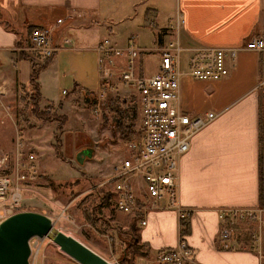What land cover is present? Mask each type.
Wrapping results in <instances>:
<instances>
[{
  "label": "crops",
  "instance_id": "1",
  "mask_svg": "<svg viewBox=\"0 0 264 264\" xmlns=\"http://www.w3.org/2000/svg\"><path fill=\"white\" fill-rule=\"evenodd\" d=\"M174 2L175 18L178 15L183 19L177 31L169 29L175 19H168L164 26L159 25L156 7L146 6L142 11H138L141 14L139 25L145 27L148 25L147 20L151 21V26H148L155 35L151 47L142 46V40H136L141 48L152 50L156 45L177 37L185 48L213 46L237 51L235 59L228 61L229 73L224 78L201 81L185 75L180 83L182 109L192 116L203 115L208 111L216 113L215 117L192 137L188 151L181 156L178 164L177 203L181 208L191 211L185 219L189 232L183 235V238L192 248L193 254L186 264H264L260 235L254 237L258 242L256 245L248 238L251 233H247L244 242L237 237L235 241L230 240L233 245L242 242L245 244L244 248L233 246L225 249L222 247L220 232L225 227H230L233 221L221 222L217 217L222 209L252 208L264 211V206H259L260 153L263 157L264 189V50L246 47L252 38L264 41V0ZM104 3L105 0H0V81L7 83V92H11L12 86L15 85H30L33 62L29 55H25L19 43L26 34V28L46 27L61 18L63 21L54 32L53 42L57 49L38 73L40 104L60 111L61 105L67 100L61 99L60 95H68L67 91L57 93L56 100L46 93L45 78L51 74H54L52 78L58 80L57 85L67 76L73 78L70 87L73 98L77 99L79 94L90 97L85 70L90 69L93 59H97L96 45L102 39H95L92 27L94 24L100 25L98 15L108 13ZM138 4L140 3H132L135 11ZM149 12L152 15H148ZM106 27L112 30L107 23ZM136 36L128 33L120 41L110 39L113 43L124 46L129 37L137 39ZM65 37L71 40L69 46L63 42ZM63 52L76 54L78 66L72 63L69 70L64 72ZM153 52L158 58L157 52ZM145 54L137 59V64L141 67L140 72L144 70L142 64ZM96 79L98 88L99 74ZM187 87L190 91H196V101L185 96ZM122 90L130 91L124 87L119 88V92ZM201 99L202 105L199 104ZM139 129L140 125L134 134L135 137ZM94 153L93 151L92 157ZM33 160L32 164L39 178V173H44L46 169L42 167V163ZM85 162L86 158L83 163ZM36 182L26 191L38 193ZM108 208L115 216L122 215L121 217L128 220L131 217L117 211L113 204ZM144 217L145 225H141L139 220L136 225L139 243L147 255H136L133 264H157V251L173 247L179 241L181 220L177 209L162 207L147 209L142 218Z\"/></svg>",
  "mask_w": 264,
  "mask_h": 264
},
{
  "label": "rangeland",
  "instance_id": "2",
  "mask_svg": "<svg viewBox=\"0 0 264 264\" xmlns=\"http://www.w3.org/2000/svg\"><path fill=\"white\" fill-rule=\"evenodd\" d=\"M105 2L108 13L98 15L100 25L94 24L92 27L95 39L108 37L120 41L126 34L132 33L137 35L135 40H142L140 43L142 46L151 47L155 36L148 26H151V21L147 20L148 25L145 27L140 26L141 14L138 11H142L146 6L156 7L160 26L166 25L168 19L172 21L175 19L174 0L173 3L172 0H105ZM132 3H140L136 6V11ZM149 14L152 15L151 12ZM106 23L112 28L111 31L106 27ZM22 48L25 55L31 58L35 69H38L42 63L29 49L26 34L22 36ZM70 54L63 52L64 72L69 70L72 63L78 66V57L76 54ZM185 58L186 53H183L182 65H186ZM142 65L145 73L154 72L157 65L156 54L146 53ZM97 71V59H93L90 69L85 70L89 92L97 90L95 84ZM53 76L54 74H51L45 78L46 93L54 99L62 90L68 94L67 98L60 94L61 99H67L61 105L60 111L40 104V98L38 100L31 84L27 87L12 86V91L8 93L7 83L0 81V116L2 115L0 148L9 152L14 161L18 142H22L24 156L33 152L35 156L33 161L42 163V167L46 169H43L44 173H39L36 182L38 193L24 192V203L20 210L43 213L52 219L56 230L74 236L109 261L116 264H131L130 256L126 257L124 254L125 247L131 240L124 234L130 221L121 217L122 215L115 216L109 208L104 210L107 220L100 215L93 216L90 207L95 203L101 187L109 189L110 186L103 182L112 175V166L124 157L127 142L135 137L134 134L139 128L140 110L137 97L129 90L112 93L104 98L101 111L95 113L93 106L84 100L85 94L82 96L79 94L77 99L72 97L70 89L72 77L63 78L57 85L58 80L52 78ZM187 89L185 96L196 101V91H190L189 87ZM199 104L202 105V99ZM63 117L65 120L61 124L59 120L64 119ZM118 122L123 130L122 134L117 130ZM88 147L93 149L94 156L86 158L85 163H78L77 152ZM87 196L90 199L87 200L85 198ZM260 210L262 214L256 218L244 217L234 220L230 225V237L232 241H235L236 237L243 241L245 234L251 233V237L248 235V238L256 245L258 242L254 237L260 235V248L264 257V211ZM91 220L93 226L87 223ZM29 243L31 246L29 264H79L62 252L48 236L33 237ZM233 246L244 248L245 244L238 242ZM262 260L264 262V258Z\"/></svg>",
  "mask_w": 264,
  "mask_h": 264
},
{
  "label": "built area",
  "instance_id": "3",
  "mask_svg": "<svg viewBox=\"0 0 264 264\" xmlns=\"http://www.w3.org/2000/svg\"><path fill=\"white\" fill-rule=\"evenodd\" d=\"M62 21L59 18L49 26H36L30 34L29 49L42 64L57 49L53 42L54 32ZM182 22V17L177 15L169 29L177 31ZM63 42L68 46L71 44L68 37ZM246 47L262 51L264 41L252 38ZM96 51L100 83L97 90L90 92L94 112L101 111L105 97L124 87L137 96L141 113L139 133L127 143L128 154L113 165L111 177L103 182L110 186L106 191L113 193L115 209L129 216L141 215L138 219L141 225L146 223L145 217L142 218L146 210L156 207L177 209L179 219H187L191 211L177 203L179 160L188 151L192 137L216 113L208 111L192 116L184 111L180 98L181 79L187 75L201 81L220 80L228 75V61L235 59L237 51L213 46L185 48L177 37L152 50L141 48L134 37H130L124 46L105 37L96 45ZM153 51L158 55L156 70L140 72L137 59ZM183 53H187L186 65H182ZM22 144L18 142L14 161L9 152L0 148V222L22 209L24 192L38 178L32 164L34 155L24 156ZM260 214V209L232 208L220 210L217 217L223 222L244 217L252 219ZM230 235V227L220 232L225 249L233 247ZM192 254V248L180 236L175 246L158 250L155 261L157 264H186Z\"/></svg>",
  "mask_w": 264,
  "mask_h": 264
},
{
  "label": "water",
  "instance_id": "4",
  "mask_svg": "<svg viewBox=\"0 0 264 264\" xmlns=\"http://www.w3.org/2000/svg\"><path fill=\"white\" fill-rule=\"evenodd\" d=\"M92 154V148H83L76 160L83 163ZM45 236L79 264H116L74 236L56 230L49 216L31 210H20L0 222V264H29L30 239Z\"/></svg>",
  "mask_w": 264,
  "mask_h": 264
},
{
  "label": "trees",
  "instance_id": "5",
  "mask_svg": "<svg viewBox=\"0 0 264 264\" xmlns=\"http://www.w3.org/2000/svg\"><path fill=\"white\" fill-rule=\"evenodd\" d=\"M36 28V26H28L26 28V37H27V41L29 43V47L31 46L30 43V34L32 32V30ZM20 45L22 46V40H20ZM49 59H46V61L40 65V67L38 69H35L34 65L32 68V72L30 75V84L33 86L34 91L36 92L37 96H38V100L40 98V92H39V86L37 84V78H38V73L41 70V68H43L47 63ZM87 95H85L84 100L89 102L92 106H93V111H94V101L92 100V98H88L86 97ZM64 119L59 120L61 124H63L65 117H63ZM62 121V122H61ZM117 130L120 131L119 133L122 134L123 130L120 128V123L118 122L117 124ZM259 163H260V194H259V206L263 207L264 206V189H263V171H262V167H263V157H262V153H260V159H259ZM88 199H90L89 196L85 197ZM112 198H113V193L106 191L103 187H101L99 189V193L97 194L96 198H95V203L93 205H91L90 209H91V215L94 214L100 217H104L107 220V217L104 216V211L103 209L108 208V206L112 205ZM141 215H134L131 216L129 221L130 223L127 226V231H125V235H128L131 240L128 242L127 246L125 247L124 250V254L127 257L130 256V260H131V264H133L134 261V257L138 254H144L147 255V253H144L142 251V244L139 243V236H138V227L136 225L138 219L140 218ZM109 218V217H108ZM90 225H94L93 221L91 220L90 222H87ZM119 228H124L121 226H118ZM180 236H183L185 234H187L189 232V227H188V223L185 222V219L181 220V224H180ZM119 235V234H118Z\"/></svg>",
  "mask_w": 264,
  "mask_h": 264
}]
</instances>
